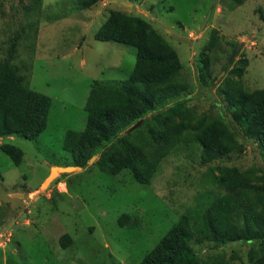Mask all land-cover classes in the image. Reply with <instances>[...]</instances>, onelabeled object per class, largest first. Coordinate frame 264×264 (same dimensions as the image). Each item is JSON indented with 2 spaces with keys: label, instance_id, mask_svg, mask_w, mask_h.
I'll list each match as a JSON object with an SVG mask.
<instances>
[{
  "label": "rangeland",
  "instance_id": "1",
  "mask_svg": "<svg viewBox=\"0 0 264 264\" xmlns=\"http://www.w3.org/2000/svg\"><path fill=\"white\" fill-rule=\"evenodd\" d=\"M40 3L34 9L33 0H0V62L15 38L13 64L19 74L32 90L53 100L47 130L36 141L0 139V264H141L196 197L214 189L210 178L218 167L264 169L257 146L243 137L217 91L241 60L248 61L245 90H264V0H243L235 8L231 0H99L85 10L78 0ZM112 11L144 18L155 27L179 54L182 76L191 85L190 105L199 113L222 112L241 148L204 165L200 146H181L147 186L128 170L117 176L101 172L99 154L86 169L57 174L45 185L54 167L72 162L64 140L68 131L86 127L93 81L124 80L133 72L135 48L95 39ZM170 33L192 44L178 43ZM236 43L242 47L230 63ZM204 51L216 77L207 89L197 78ZM227 64L231 68L226 71ZM8 142L24 151L20 166L1 150ZM123 215L130 216V224L120 225ZM64 235L72 238L67 249L60 243ZM250 246L194 247L204 261L215 257L244 264Z\"/></svg>",
  "mask_w": 264,
  "mask_h": 264
},
{
  "label": "trees",
  "instance_id": "2",
  "mask_svg": "<svg viewBox=\"0 0 264 264\" xmlns=\"http://www.w3.org/2000/svg\"><path fill=\"white\" fill-rule=\"evenodd\" d=\"M33 1L34 9L40 6L41 0ZM231 1L234 8L243 4ZM98 2L78 0V6L85 10ZM261 17L264 21L262 10ZM95 39L135 48L136 63L127 79L93 81L85 104L86 127L68 131L64 140L70 166L86 169L100 154L96 165L101 172L117 176L128 170L137 183L147 186L160 164L181 146H200L204 165L241 148L222 112L199 113L190 105L191 85L182 76L179 54L149 21L112 11ZM16 46L11 39L7 58L0 62V139L36 141L47 130L53 100L25 83L13 64ZM201 58L197 78L201 87L211 88L216 81L212 61L206 51ZM239 62L217 91L243 137L257 146L264 165V90H245L248 61ZM229 68L227 64L225 70ZM139 121L140 127L128 132ZM1 150L15 165L23 163L25 153L15 144L3 143ZM210 180L214 189L196 197L141 264H228L215 257L204 261L194 246L212 244L218 249L234 243L251 245L244 264H264V169L222 166ZM130 220L123 215L119 223L125 226ZM60 243L67 249L72 238L64 235Z\"/></svg>",
  "mask_w": 264,
  "mask_h": 264
},
{
  "label": "water",
  "instance_id": "3",
  "mask_svg": "<svg viewBox=\"0 0 264 264\" xmlns=\"http://www.w3.org/2000/svg\"><path fill=\"white\" fill-rule=\"evenodd\" d=\"M212 11H213V9H211L209 11V13H208V15H207V17H206V19H205V21L203 23L202 28H204L205 25H206V23L210 20V17L212 15ZM170 35L172 36L173 40L176 41V42H178V43H182V44H186V45H191L192 44V40L189 39V38H186V37H178V36H176L175 34H172V33H170ZM241 47H242V43H239L237 45V47L235 48L232 56H231L230 63H232L233 59L240 53ZM141 124H142V121H139L137 124H135L133 127H131L128 132H132V131L136 130L138 127H140ZM97 158H98L97 155L94 156L90 160L89 164L92 163L93 161H95ZM55 169H57L56 174H54L55 173V171H54ZM81 170H83L81 167H75V166L54 167L52 169V172H51L50 176L46 179L45 185H46V183L49 184L53 180L54 176L57 175V174H60V175L61 174H69V173L77 172V171H81Z\"/></svg>",
  "mask_w": 264,
  "mask_h": 264
},
{
  "label": "bare ground",
  "instance_id": "4",
  "mask_svg": "<svg viewBox=\"0 0 264 264\" xmlns=\"http://www.w3.org/2000/svg\"><path fill=\"white\" fill-rule=\"evenodd\" d=\"M54 171H55V173H54V174H56V171H57V169H55Z\"/></svg>",
  "mask_w": 264,
  "mask_h": 264
}]
</instances>
